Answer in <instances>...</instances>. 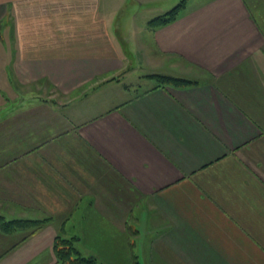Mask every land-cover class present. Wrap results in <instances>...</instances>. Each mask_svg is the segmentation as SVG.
<instances>
[{
    "label": "crops",
    "instance_id": "0c3cea01",
    "mask_svg": "<svg viewBox=\"0 0 264 264\" xmlns=\"http://www.w3.org/2000/svg\"><path fill=\"white\" fill-rule=\"evenodd\" d=\"M156 1L0 0V217L31 223L0 230V264H57L61 235L108 264H264V0L156 29L126 10Z\"/></svg>",
    "mask_w": 264,
    "mask_h": 264
},
{
    "label": "rangeland",
    "instance_id": "374dc122",
    "mask_svg": "<svg viewBox=\"0 0 264 264\" xmlns=\"http://www.w3.org/2000/svg\"><path fill=\"white\" fill-rule=\"evenodd\" d=\"M182 0H158L156 2H151L148 4H145L144 7H142L141 9L138 8L130 3L127 7H126V10H130L132 9L135 13V21L136 22H141L143 19L145 18H148L150 19V16L153 17V15H161L165 12H167L168 10H170L171 8H173L174 6H176L177 4H179ZM188 2V1H187ZM188 4V3H186ZM186 6V5H185ZM122 11V10H121ZM120 13V12H119ZM115 18V16L113 17V19ZM117 18V16H116ZM119 19H124V14H120V16H118ZM131 34V33H130ZM130 34H121L120 32L119 33H113V38H115L116 41H118V44H120L119 42L121 41L123 43L126 44V45H123V48H122V51L124 52V57H126V54L125 52H127V47L130 48L131 52H132V46H131V41L130 40H127L125 37H127L128 35ZM120 46H122L120 44ZM134 60H138V58H134ZM131 75H135V76H130L128 75L127 78H124L120 81V87H122V85H126L128 86L129 88H131L132 90H134L135 88L137 89H140V90H143L144 87L147 86L148 84V81H137V77L139 76V74L137 72H134L132 73ZM140 82V83H138ZM138 83V85H140V87H138V85L136 87H134L136 84ZM104 90H110L112 93V89H104ZM110 91H107L105 92L104 96L105 97H109L111 96L112 93H110ZM6 97H2V99L0 100H4L5 101V105H6V108H7V111H6V108L5 110H3V108L0 110V115H4L6 116V113H10V111L14 110L13 108V98L11 96H9V92H4ZM99 96V95H98ZM115 96H113L111 99L113 100ZM118 97V93H117V96L116 98ZM122 98V97H121ZM97 99H100L99 97L98 98H95L93 96L89 97L88 99L85 100L84 104L81 103L79 104V108L80 109H83V110H87L89 109V106L92 107L95 103H97ZM120 99V98H118ZM3 110V111H2ZM82 112V111H81ZM10 114H14V113H10ZM30 145L29 144H23L21 146V149L22 150H26L27 148H29ZM135 214H137V210H135ZM120 227V229H122V226H118ZM128 231L129 232H136L137 228L136 226H128ZM60 237H62L63 239L67 240V239H70L72 241H75V247L77 248V250L80 251L81 255H83L84 257H91L92 259H94L96 261V264H108L106 261L108 260L109 263H112L110 260H109V257L108 255L105 254L104 250L99 246L98 249H94L93 247V241H92V244L90 245L91 247V250H86L83 246H82V242L81 244H79L78 240L76 239L75 236H67V235H61ZM122 243H124L123 245V251L121 253H119V256L117 257V261L118 262H124V255L123 253L125 254L126 251H125V241H121ZM121 242H119V244H122ZM106 243V242H105ZM136 244L134 243L132 248L131 249H136ZM128 260H130V262H132V264H136V256L133 255V252L130 250V248H128ZM135 252V250H134ZM90 253V254H89ZM94 254V256H93ZM111 254H109L110 256ZM130 255V257H129ZM97 259H96V258ZM118 264H121V263H118Z\"/></svg>",
    "mask_w": 264,
    "mask_h": 264
},
{
    "label": "trees",
    "instance_id": "16d2710c",
    "mask_svg": "<svg viewBox=\"0 0 264 264\" xmlns=\"http://www.w3.org/2000/svg\"><path fill=\"white\" fill-rule=\"evenodd\" d=\"M188 0H182L179 4L165 12L163 15L157 16L151 19L147 25L151 29L160 28L166 25L171 24L174 22L180 11L185 8V5ZM148 78L152 79L155 82V87H166L171 86L175 88L181 87H188L195 84L193 81L167 76V75H160V74H153L147 76ZM31 224L27 221H5L3 218L0 217V230L4 233H10L16 229H21L24 226L29 227ZM37 227L40 224H36ZM76 241V240H75ZM75 241L70 239H63L60 236H57L54 240L53 250L57 264H96V261L91 257H84L81 255L80 251L77 250L75 247Z\"/></svg>",
    "mask_w": 264,
    "mask_h": 264
}]
</instances>
